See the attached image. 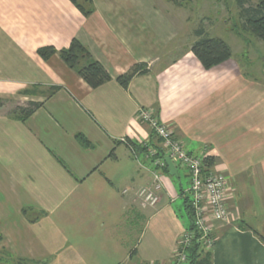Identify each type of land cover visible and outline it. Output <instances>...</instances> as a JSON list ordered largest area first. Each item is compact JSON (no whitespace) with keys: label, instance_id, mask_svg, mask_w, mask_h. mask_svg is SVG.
Here are the masks:
<instances>
[{"label":"crops","instance_id":"obj_1","mask_svg":"<svg viewBox=\"0 0 264 264\" xmlns=\"http://www.w3.org/2000/svg\"><path fill=\"white\" fill-rule=\"evenodd\" d=\"M92 3L84 16L71 0H0V243L8 256L16 264H172L189 227L176 205L183 200L188 217L190 182L186 170L185 188L174 164L178 177L164 172L157 205L139 200L152 168L135 147L155 140L137 114L153 109L189 153L233 179L229 220L213 228V264H264V89L231 45L229 61L205 70L191 52L197 37L177 46L158 0ZM73 40L110 82L93 89L58 54H38ZM140 64L149 73L119 85ZM15 102L41 107L22 121Z\"/></svg>","mask_w":264,"mask_h":264},{"label":"built area","instance_id":"obj_2","mask_svg":"<svg viewBox=\"0 0 264 264\" xmlns=\"http://www.w3.org/2000/svg\"><path fill=\"white\" fill-rule=\"evenodd\" d=\"M137 117L148 124L153 140L144 143V158L152 170V182L139 193L143 207H155L159 202L160 193L164 191L162 176L166 170L165 158L173 164L184 167L188 172L190 186L189 205L193 214L194 225L201 235V241L207 250L213 246L212 233L216 224L229 220L232 202L235 197L233 179L223 173H216L207 167L204 155H193L175 138L174 129L162 124L153 109L139 110ZM156 144V145H155ZM195 236L185 233L179 240L172 264H188L187 249Z\"/></svg>","mask_w":264,"mask_h":264},{"label":"trees","instance_id":"obj_3","mask_svg":"<svg viewBox=\"0 0 264 264\" xmlns=\"http://www.w3.org/2000/svg\"><path fill=\"white\" fill-rule=\"evenodd\" d=\"M71 1L84 16H89L94 12L92 0ZM242 13V27L244 30L250 32L253 36L264 42V0H260L255 7L243 9ZM196 37L197 41L193 43L191 52L205 70H211L229 61L233 57L232 48L228 43L219 38H210L203 28L196 31ZM38 54L44 60H48L52 56L58 54L65 64L77 72V74L93 89H97L112 80L110 74L99 62L92 58L87 48L78 40H73L68 49L58 51L54 47H44L38 50ZM148 73L149 70L146 64L135 65L127 74L118 77L117 82L126 89L135 77ZM51 91L54 93L56 88H52ZM2 106L3 101L0 100V108ZM40 107V103L30 102L26 107H21L18 112L15 113L17 117L23 121L33 115ZM152 138L153 136L151 134V139ZM135 149L142 152L146 151V147H144L143 144L135 147ZM205 162L210 165L208 159H206ZM165 173L169 174L168 166L166 167ZM188 199L189 198H186L185 200V207L189 219L187 232L195 236L190 247L187 249L188 264H213L211 249H206V244L201 241V235L195 228Z\"/></svg>","mask_w":264,"mask_h":264},{"label":"rangeland","instance_id":"obj_4","mask_svg":"<svg viewBox=\"0 0 264 264\" xmlns=\"http://www.w3.org/2000/svg\"><path fill=\"white\" fill-rule=\"evenodd\" d=\"M161 8L167 10L175 24L178 45L191 44L196 39V31L204 29L210 38H219L232 46L234 58L240 62L243 72L264 89V42L242 27L243 9L257 6L260 0H158ZM160 8V9H161ZM15 112L21 103L11 104ZM27 106V105H26ZM143 157L140 159V162ZM137 162V161H135ZM138 163V162H137ZM186 169L181 167L180 175L187 187ZM184 220L189 221L183 210V200L177 202ZM207 249V246H206ZM0 264H16L0 243Z\"/></svg>","mask_w":264,"mask_h":264},{"label":"water","instance_id":"obj_5","mask_svg":"<svg viewBox=\"0 0 264 264\" xmlns=\"http://www.w3.org/2000/svg\"><path fill=\"white\" fill-rule=\"evenodd\" d=\"M165 162L167 163V166L169 168L170 175L172 177H178L177 169H176L175 165L172 163V161L170 160V158H165Z\"/></svg>","mask_w":264,"mask_h":264}]
</instances>
